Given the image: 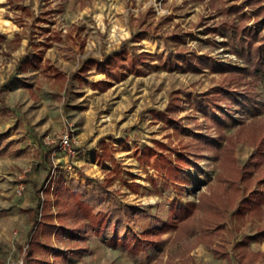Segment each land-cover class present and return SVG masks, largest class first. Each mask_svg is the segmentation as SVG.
I'll return each instance as SVG.
<instances>
[{"label": "rangeland", "instance_id": "1", "mask_svg": "<svg viewBox=\"0 0 264 264\" xmlns=\"http://www.w3.org/2000/svg\"><path fill=\"white\" fill-rule=\"evenodd\" d=\"M248 3L0 0V100L22 119L20 130L9 136L12 149L22 153L0 155V264L21 262L35 190L50 184L52 199L58 178L86 189L105 186L140 211L141 230L170 222L172 212L179 220L154 247L136 255L127 250L128 237L119 235L115 244L114 234L104 232L90 236L88 251L65 264H180L188 255L191 264H264V82L243 72L242 52L247 41L259 44L264 37V16L255 11L264 0ZM124 41L154 56L139 66L143 74L127 73L100 91L90 84L108 78L91 68L64 90L78 63L100 59ZM228 88L231 96L214 94ZM199 94L207 100L205 112L196 108ZM15 121L0 117V132ZM65 130L73 156L57 147ZM37 141L56 146L49 174L36 156ZM247 163L251 174L237 186L249 194V208L219 227L205 225L199 195L230 186L236 167L244 171ZM229 191L223 198L235 196L237 202L238 192ZM40 195L46 197L42 190ZM182 208L190 209L188 226L176 210ZM241 235L246 238L238 242ZM52 243L63 250L73 246Z\"/></svg>", "mask_w": 264, "mask_h": 264}, {"label": "trees", "instance_id": "2", "mask_svg": "<svg viewBox=\"0 0 264 264\" xmlns=\"http://www.w3.org/2000/svg\"><path fill=\"white\" fill-rule=\"evenodd\" d=\"M248 1L250 2L248 4H254L262 0ZM255 11H258V13L260 11L264 16V5H259ZM259 42V44H255L251 40L247 41L246 48L242 51L247 58L243 72H247L254 78L264 82V37H260ZM171 55L177 61H187V58L181 53H171ZM153 58L154 56L147 51L136 52L134 45L128 46L127 41H124L117 50L102 53L100 59L86 57L78 63L77 70L68 74L64 90L66 92L69 91L73 81L80 78L81 72L94 68L96 72L104 74L108 80H97L92 82L90 86L93 89L104 91L111 85L112 81L121 79L127 73L134 75L143 74L144 70L139 66H141L144 59L150 61ZM245 76L247 74L243 73L241 77L238 75L240 79H244ZM215 93L216 95H221L222 98L233 94L230 88L226 91L220 90ZM202 96L203 94H199L195 97L196 108L205 112L207 109L205 102L207 100ZM10 116H15L16 121L9 131L0 132V155L9 152L22 153V149H12L15 141L9 139L12 130L19 131L22 127V119L15 107H11L0 100V117ZM28 129L29 127L26 126V130ZM55 148V144H43L37 141L36 156L41 164L46 167L47 174L51 172L53 165L51 155ZM75 150L79 151L80 148ZM162 166L165 168L166 174L169 173V167H164V163ZM236 171L237 178L232 180L234 187H232L233 184L228 187L219 184L209 193H201L199 195L198 208L205 225L212 226L215 224V227H219L223 220H231L234 214L242 213L249 208V194H245L243 185L237 186V183L248 179L244 174H251L249 163L245 165L244 171L238 167H236ZM41 190L43 194H46V197H41ZM229 190H232L235 195L239 194L237 202H232V198H235V196L229 197V200H226V197L223 198V194H227V192H230ZM49 191L50 184L44 189L35 190L36 202L27 209L31 225L27 233L26 245L21 255V262L17 264H65L67 258H78L88 251L86 240L90 236L100 235L104 232L114 234L115 244L120 243L123 238H119V235L128 237L132 240V244L127 250L129 254L136 255L147 248L154 247L158 242V238L176 226V222L179 221L175 217L177 213L172 212L169 216L170 222H162L159 227L141 230L139 227L140 211L119 201L103 185H92L86 189L85 185L80 184L78 181L71 180L66 184L62 178H58L53 185L52 199L48 196ZM176 210L181 213V216L185 217L183 219L186 220L184 224L188 226L190 209L182 208ZM200 228V231L203 232L202 224ZM245 238L246 235H241L238 242ZM53 239L72 242L73 246L69 245L64 250L60 249L53 245ZM207 246L211 248L210 245ZM211 250L214 254L226 256L219 249H216V246L212 247ZM180 261V264H191L192 262L189 255L181 257ZM241 264L257 263L245 260Z\"/></svg>", "mask_w": 264, "mask_h": 264}, {"label": "built area", "instance_id": "3", "mask_svg": "<svg viewBox=\"0 0 264 264\" xmlns=\"http://www.w3.org/2000/svg\"><path fill=\"white\" fill-rule=\"evenodd\" d=\"M57 143H58L57 147L59 151H61L62 153L68 156L74 155V149L72 147L71 137L68 130L62 131V133L58 137ZM21 188L22 187L18 188L17 191L19 192Z\"/></svg>", "mask_w": 264, "mask_h": 264}]
</instances>
